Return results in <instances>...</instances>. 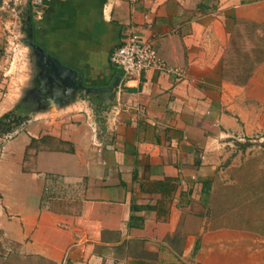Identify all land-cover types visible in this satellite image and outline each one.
<instances>
[{"label": "crops", "instance_id": "1", "mask_svg": "<svg viewBox=\"0 0 264 264\" xmlns=\"http://www.w3.org/2000/svg\"><path fill=\"white\" fill-rule=\"evenodd\" d=\"M13 1L0 0V71ZM39 20L37 44L87 87L122 78L111 56L133 35L185 75L77 96L0 138V264H264V234L210 208L225 149L264 132V63L244 87L218 79L236 21L264 23V0H51ZM5 82L0 118L25 98Z\"/></svg>", "mask_w": 264, "mask_h": 264}, {"label": "rangeland", "instance_id": "2", "mask_svg": "<svg viewBox=\"0 0 264 264\" xmlns=\"http://www.w3.org/2000/svg\"><path fill=\"white\" fill-rule=\"evenodd\" d=\"M16 0L6 5L4 12L12 13L15 19L8 27L1 28L3 39L2 74L5 90L19 94L31 90L37 76L35 55L28 47L23 22L26 20L27 9L24 5L15 6ZM15 10V12H14ZM35 22H39V15L35 14ZM251 24L240 21L232 31L235 40L242 51L250 52L254 47L245 40L239 42L240 36H247ZM225 71H220L218 79L236 85L234 71L236 55L229 52L224 57ZM232 71V72H231ZM225 72H228L225 74ZM240 87V86H238ZM253 110L264 114V106H253ZM29 120L37 113L36 109L28 106L23 111ZM251 113V110L249 111ZM253 113V112H252ZM47 118H53L51 113ZM52 146H57L55 143ZM216 184L212 189L210 208L221 224H230L237 228H252L264 234V132H252L234 140L229 149H225L222 156L220 170ZM56 185V182H55Z\"/></svg>", "mask_w": 264, "mask_h": 264}, {"label": "water", "instance_id": "3", "mask_svg": "<svg viewBox=\"0 0 264 264\" xmlns=\"http://www.w3.org/2000/svg\"><path fill=\"white\" fill-rule=\"evenodd\" d=\"M23 24L27 45L33 51L36 65L40 69L35 78L38 89L46 91L45 99L49 101L56 100V102L53 101L55 104L46 110L56 112L57 109L75 100L77 96H80L83 100L88 96L109 97L120 87L121 77H118L110 87H87L79 72L64 66L57 58L50 55L46 49L36 43L35 26L30 10H27L26 20Z\"/></svg>", "mask_w": 264, "mask_h": 264}, {"label": "trees", "instance_id": "4", "mask_svg": "<svg viewBox=\"0 0 264 264\" xmlns=\"http://www.w3.org/2000/svg\"><path fill=\"white\" fill-rule=\"evenodd\" d=\"M48 5V4H47ZM34 8H31L32 21L34 22L35 17ZM240 21H236V27ZM246 24H251L250 32L247 36H240L239 42L244 44L245 40H248L254 49L250 52L242 51L240 44L231 34L228 48L225 55L229 52H233L236 55L237 60L235 61L237 66L234 70L236 74V85L240 87L246 86L255 74L256 69L264 63V23L258 24L250 21H244ZM224 58H222L223 66ZM221 71H225L221 67ZM231 71V72H232ZM228 72H225V74ZM28 117L20 108H16L5 114L0 118V138L8 137L18 131L24 124L28 122ZM46 139H52L50 137L44 138L40 141L33 140L30 148L39 147V144L46 142ZM64 144L63 142H61ZM206 191H210L212 184H206Z\"/></svg>", "mask_w": 264, "mask_h": 264}, {"label": "built area", "instance_id": "5", "mask_svg": "<svg viewBox=\"0 0 264 264\" xmlns=\"http://www.w3.org/2000/svg\"><path fill=\"white\" fill-rule=\"evenodd\" d=\"M51 0H30L32 6L39 9V17H42V11ZM137 1V0H133ZM15 12V10H14ZM111 64L122 73V81L125 87L131 82L141 81L143 77L151 71H160L178 78L184 77V72L175 69L163 62L152 42L144 40L141 36L133 35L130 40L116 49L111 56ZM123 108L120 104L114 106L113 116L121 114ZM14 134L6 137L10 139Z\"/></svg>", "mask_w": 264, "mask_h": 264}, {"label": "flooded vegetation", "instance_id": "6", "mask_svg": "<svg viewBox=\"0 0 264 264\" xmlns=\"http://www.w3.org/2000/svg\"><path fill=\"white\" fill-rule=\"evenodd\" d=\"M49 54L55 57L51 52H49ZM37 70H38L37 72V75H38L40 72V69L37 67ZM31 88L32 89L29 90L27 94L25 93V100L22 104V107H20L21 109H23V111L25 110V108H28V106L34 107L37 112L43 111L46 109H50L52 105L55 104L56 100L49 101L44 98V96L46 95V91L45 90L43 91L42 89H38L37 83L35 81H34V85Z\"/></svg>", "mask_w": 264, "mask_h": 264}]
</instances>
